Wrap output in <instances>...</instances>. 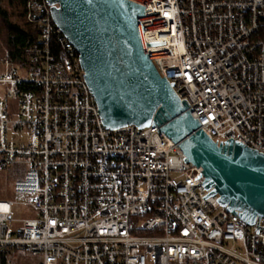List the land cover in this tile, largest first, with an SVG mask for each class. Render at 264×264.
<instances>
[{
  "label": "built area",
  "instance_id": "obj_1",
  "mask_svg": "<svg viewBox=\"0 0 264 264\" xmlns=\"http://www.w3.org/2000/svg\"><path fill=\"white\" fill-rule=\"evenodd\" d=\"M145 1L143 22L161 23L144 32L148 52L200 129L264 154V0ZM52 7L28 0L38 35L23 61L0 59V174L25 167L24 199H0V249L41 264H264V216L220 203L165 116L105 125Z\"/></svg>",
  "mask_w": 264,
  "mask_h": 264
},
{
  "label": "water",
  "instance_id": "obj_2",
  "mask_svg": "<svg viewBox=\"0 0 264 264\" xmlns=\"http://www.w3.org/2000/svg\"><path fill=\"white\" fill-rule=\"evenodd\" d=\"M55 22L80 53L85 78L110 128L144 127L159 115L164 131L204 176L220 203L246 204L264 216V154L237 143L218 147L200 129L148 52L145 0H48ZM57 5V6H56Z\"/></svg>",
  "mask_w": 264,
  "mask_h": 264
},
{
  "label": "rangeland",
  "instance_id": "obj_3",
  "mask_svg": "<svg viewBox=\"0 0 264 264\" xmlns=\"http://www.w3.org/2000/svg\"><path fill=\"white\" fill-rule=\"evenodd\" d=\"M0 9L8 13L10 21L19 24L21 27L28 29L31 24L25 21L21 15L23 7L11 0H0ZM3 21L0 16V23ZM1 26V24H0ZM6 32L0 29V59L6 57L7 50L4 42ZM1 91V89H0ZM16 138L25 140L28 134L19 133ZM25 173V167L15 166L0 174V199L23 200L24 197L14 192V184ZM18 217H33L36 212L30 207L19 205L16 209ZM5 264H41L42 256L39 253H34L25 249H19L16 252H8L5 255ZM0 264L1 258H0Z\"/></svg>",
  "mask_w": 264,
  "mask_h": 264
},
{
  "label": "trees",
  "instance_id": "obj_4",
  "mask_svg": "<svg viewBox=\"0 0 264 264\" xmlns=\"http://www.w3.org/2000/svg\"><path fill=\"white\" fill-rule=\"evenodd\" d=\"M28 0H11V2L18 3L23 7L21 15L25 18V5ZM0 16H2L3 21L0 23V29L4 30L6 34L4 35L5 47L7 50V57L12 61L18 62L23 61L26 56V48L30 43H33L38 35L37 27H34L31 23V28L25 29L19 24L10 21L8 13L0 9ZM55 49V44L53 45ZM19 249H0L1 263L5 264V255L8 252H16Z\"/></svg>",
  "mask_w": 264,
  "mask_h": 264
},
{
  "label": "snow or ice",
  "instance_id": "obj_5",
  "mask_svg": "<svg viewBox=\"0 0 264 264\" xmlns=\"http://www.w3.org/2000/svg\"><path fill=\"white\" fill-rule=\"evenodd\" d=\"M167 15V14H166Z\"/></svg>",
  "mask_w": 264,
  "mask_h": 264
}]
</instances>
